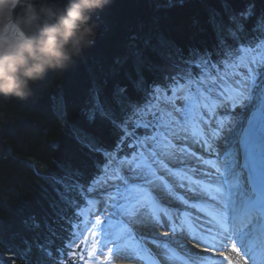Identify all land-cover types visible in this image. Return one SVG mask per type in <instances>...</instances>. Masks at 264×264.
<instances>
[{
    "label": "snow or ice",
    "instance_id": "6c2138e0",
    "mask_svg": "<svg viewBox=\"0 0 264 264\" xmlns=\"http://www.w3.org/2000/svg\"><path fill=\"white\" fill-rule=\"evenodd\" d=\"M238 15L227 24L210 17L215 50L180 55L162 82L145 89L138 68L134 88L143 96L116 89L118 112L93 92L86 118L106 121L117 140L107 149L73 129L102 159L86 185L73 180L62 198L75 209L72 242L88 231L89 256L99 253L102 264H215L224 254H207L227 247L237 254L224 257L229 264H264V15L247 36L240 21L254 6ZM136 62L152 70L140 51Z\"/></svg>",
    "mask_w": 264,
    "mask_h": 264
},
{
    "label": "trees",
    "instance_id": "16d2710c",
    "mask_svg": "<svg viewBox=\"0 0 264 264\" xmlns=\"http://www.w3.org/2000/svg\"><path fill=\"white\" fill-rule=\"evenodd\" d=\"M249 6L255 15L240 21L245 36L264 15V0H176L172 6L166 0H112L94 17V42L65 70L49 71L25 101H0V253L13 264H65L57 249L74 210L62 198L66 185L73 180L86 185L101 160L77 142L73 129L107 149L117 140L106 121L87 120L93 92L118 112L116 89L125 88L132 99L143 96L134 88L138 68L145 89L162 82L180 55L215 50L210 17L227 24ZM137 51L153 65L151 71L137 65ZM67 195L79 199L75 191Z\"/></svg>",
    "mask_w": 264,
    "mask_h": 264
},
{
    "label": "clouds",
    "instance_id": "9594fccd",
    "mask_svg": "<svg viewBox=\"0 0 264 264\" xmlns=\"http://www.w3.org/2000/svg\"><path fill=\"white\" fill-rule=\"evenodd\" d=\"M110 3L0 0V101H25L49 71L65 70L94 42V17Z\"/></svg>",
    "mask_w": 264,
    "mask_h": 264
},
{
    "label": "bare ground",
    "instance_id": "6f19581e",
    "mask_svg": "<svg viewBox=\"0 0 264 264\" xmlns=\"http://www.w3.org/2000/svg\"><path fill=\"white\" fill-rule=\"evenodd\" d=\"M140 231L143 232L144 234L148 235V234L152 233L153 229L151 227H148V228L141 229ZM0 257L4 258L5 255L3 253H0ZM229 258L231 260L235 261L237 259V256L234 253L230 252ZM125 261L126 262L120 263V264H135V262H130V261H127V260H125Z\"/></svg>",
    "mask_w": 264,
    "mask_h": 264
},
{
    "label": "rangeland",
    "instance_id": "374dc122",
    "mask_svg": "<svg viewBox=\"0 0 264 264\" xmlns=\"http://www.w3.org/2000/svg\"><path fill=\"white\" fill-rule=\"evenodd\" d=\"M94 241H93V238H89L88 239V245H89V247L92 249V243H93ZM104 253L105 254H107V250L105 249L104 250ZM97 255H98V259H99V263H102V261H103V257L99 254V253H97ZM226 263V262H225ZM224 264V263H223Z\"/></svg>",
    "mask_w": 264,
    "mask_h": 264
}]
</instances>
